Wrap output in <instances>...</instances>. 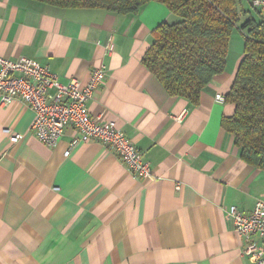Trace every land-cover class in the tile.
Instances as JSON below:
<instances>
[{
    "label": "crops",
    "instance_id": "obj_1",
    "mask_svg": "<svg viewBox=\"0 0 264 264\" xmlns=\"http://www.w3.org/2000/svg\"><path fill=\"white\" fill-rule=\"evenodd\" d=\"M173 20L157 1L118 14L0 0V57L35 59L62 84L86 83L102 63L89 113L114 122L150 172L133 174L99 139L65 155L73 128L47 146L22 100L0 103V264H254L225 209L248 214L264 200V169L240 158L221 125L234 106L215 99L229 91L243 43H229L224 72L191 104L142 63L151 31Z\"/></svg>",
    "mask_w": 264,
    "mask_h": 264
},
{
    "label": "trees",
    "instance_id": "obj_2",
    "mask_svg": "<svg viewBox=\"0 0 264 264\" xmlns=\"http://www.w3.org/2000/svg\"><path fill=\"white\" fill-rule=\"evenodd\" d=\"M55 9L92 8L135 14L149 1L175 16L151 31L142 63L170 96L197 104L202 90L224 72L234 29L243 55L225 101L234 111L221 119L240 158L264 169V15L251 0H32ZM179 17V19H178Z\"/></svg>",
    "mask_w": 264,
    "mask_h": 264
},
{
    "label": "built area",
    "instance_id": "obj_3",
    "mask_svg": "<svg viewBox=\"0 0 264 264\" xmlns=\"http://www.w3.org/2000/svg\"><path fill=\"white\" fill-rule=\"evenodd\" d=\"M256 8L264 9V0H251ZM106 52L113 50L111 44ZM106 67L95 66L86 83L72 78L67 84L58 81L57 76L37 60L20 57L12 60L0 57V103L9 104L22 100L33 112L30 129L47 146L53 147L60 140L67 127L75 130L65 155L80 142L99 139L115 151L124 166L133 174L150 175L148 165L142 160L141 151L128 139L114 122H100L88 110V102L95 90L104 83ZM50 89H54L51 92ZM224 101L222 94L215 96ZM22 136L15 134L12 141ZM179 188V185H177ZM226 217L233 221L235 232L242 238V254L252 256L254 264H264V200H257L250 213L244 214L235 206L225 209ZM253 237H258L259 241Z\"/></svg>",
    "mask_w": 264,
    "mask_h": 264
},
{
    "label": "rangeland",
    "instance_id": "obj_4",
    "mask_svg": "<svg viewBox=\"0 0 264 264\" xmlns=\"http://www.w3.org/2000/svg\"><path fill=\"white\" fill-rule=\"evenodd\" d=\"M261 11H262V14L264 15V9H261ZM178 19H179V17H178ZM230 43H243L242 36H241L239 30L236 28L234 29V31L232 33Z\"/></svg>",
    "mask_w": 264,
    "mask_h": 264
}]
</instances>
